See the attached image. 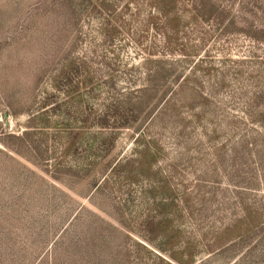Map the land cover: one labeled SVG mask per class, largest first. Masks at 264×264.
Here are the masks:
<instances>
[{"label":"rangeland","instance_id":"1","mask_svg":"<svg viewBox=\"0 0 264 264\" xmlns=\"http://www.w3.org/2000/svg\"><path fill=\"white\" fill-rule=\"evenodd\" d=\"M0 264H264V0H0Z\"/></svg>","mask_w":264,"mask_h":264},{"label":"trees","instance_id":"2","mask_svg":"<svg viewBox=\"0 0 264 264\" xmlns=\"http://www.w3.org/2000/svg\"><path fill=\"white\" fill-rule=\"evenodd\" d=\"M200 15H201V14H200ZM100 125H101L102 127L106 128V127L109 125V120H108V119H104L103 122H102V124H100ZM123 127L128 128L129 125H124ZM223 250H225V249H223Z\"/></svg>","mask_w":264,"mask_h":264}]
</instances>
